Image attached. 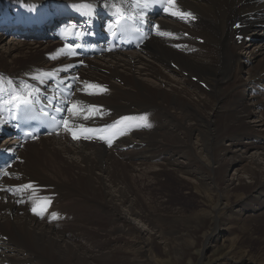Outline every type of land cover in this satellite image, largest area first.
I'll return each mask as SVG.
<instances>
[{"label":"bare ground","instance_id":"1","mask_svg":"<svg viewBox=\"0 0 264 264\" xmlns=\"http://www.w3.org/2000/svg\"><path fill=\"white\" fill-rule=\"evenodd\" d=\"M45 1L0 0V23L35 21L45 13L66 9L54 1L44 7L41 2ZM94 1L107 5L119 0ZM176 4L180 10L192 13L195 19H181L166 11L162 18H157L155 35L140 49L146 56L123 50L88 58L84 66L77 67L78 60L69 56L63 44L49 37L19 43L0 52V83L7 81L1 78L11 76L14 83L22 84L24 79H29V85L37 83L42 87L45 79L42 72L58 71L77 79L73 103L83 108L69 115V136L59 133L43 136L36 140L38 142H27L23 146L19 139L5 138L3 145L25 161L14 165L12 177L7 176L0 189L15 184L31 187L16 194L14 199L12 194L0 190V244L3 248L0 264H97L94 259H108L121 250L132 255L126 258L127 264H138L142 257L158 264L156 244L157 248L163 244L165 251L169 248L168 241L175 239V234L184 228L191 242L188 249L177 250L191 254L196 245L194 241L203 248L209 238L232 231L230 227L236 216L246 212L252 221L264 215V112L259 121L260 129H255L250 125L253 121H249L257 114L256 109H264V44L250 49L251 56L244 62L238 52L244 42L240 35H249L251 29L264 32V0H176ZM22 25L17 28L21 34L26 32ZM47 56H55L56 60L49 62ZM160 64L175 76L163 72ZM172 64H176L177 69L172 68ZM243 67L248 68L246 78L240 75ZM37 76L40 79H36ZM192 78L201 84L194 83ZM243 83L263 96L254 102L241 98L238 90ZM90 84L100 85L103 90L87 87ZM123 114L138 121L146 116L147 120L143 119L140 124L146 125L147 130L135 131L110 147L70 139L73 133L76 139L81 138L94 123L108 122ZM195 132L204 136L210 159L220 167H211L210 173L199 175L197 191L214 189L227 199L234 193L230 200L237 209L222 217L213 213L216 210L213 208L210 213L205 211L204 216L192 215V220L182 224L177 222L182 219L172 218L165 227L166 218L158 215L161 213L144 207L138 197H131V186L126 181L131 176L127 172L139 170L135 165L130 168L138 164L142 175L157 174V177V171L144 168L145 164H157L163 172L170 171L176 176L193 173L189 162L180 158H185L184 153L189 152V142ZM225 139L231 142L228 147L221 146ZM243 139L249 142L243 143ZM124 146L130 149L121 151ZM255 149L262 152L255 156L249 154ZM33 154L43 155L44 161L36 163ZM225 159L230 161L228 166L223 165ZM241 160L251 163L245 168V177L235 173L227 179L230 163ZM15 176L19 179L15 180ZM245 178L250 179V185ZM178 179L185 177L178 175ZM73 180L84 182V189ZM238 188H247L248 193L235 194ZM22 199H25L23 203L17 204ZM42 199H50L47 213L52 206L49 213H57L56 218L48 220L46 214L40 220L29 214L31 200H37L38 204L44 201ZM161 203L164 207L165 203ZM227 206L226 202L224 207ZM100 219L105 220L107 227L99 224ZM138 220L148 227H138ZM84 235L89 236L86 243L81 241ZM123 239L130 241L124 243ZM109 240L115 245L107 247ZM100 244L104 247L101 251L97 250ZM125 246L127 248H123ZM233 247L231 245L228 252L233 253ZM201 250L205 255L206 249ZM9 251H16L17 255H9ZM245 259L243 256L235 262Z\"/></svg>","mask_w":264,"mask_h":264},{"label":"rangeland","instance_id":"2","mask_svg":"<svg viewBox=\"0 0 264 264\" xmlns=\"http://www.w3.org/2000/svg\"><path fill=\"white\" fill-rule=\"evenodd\" d=\"M46 29L47 28H44L45 31H46ZM21 35H22V38L20 37ZM20 36H18L17 34H6L5 32H0V52L5 51L9 47H12L13 45H16L19 43H23V42H30L31 43V42H33V39H31V38H27V39L23 38V36L24 37L26 36V32H24V33L22 32V34L20 33ZM246 36H255L256 40L249 42V41L242 39L244 42L241 43L242 45L239 48L238 52L241 54V56H242L241 58H242L243 62L245 61V59L247 57L250 58V56H251V54L249 53L250 49L254 48L257 45L259 46V44H264V32L260 31L259 33H257L254 31V29H251V31H249V35H246ZM23 40H25V41H23ZM52 41H54V40H52ZM259 47H261V46H259ZM134 52L141 53L140 50H136ZM141 54H144V53H141ZM50 58H52V59H50ZM97 58H100V57H97ZM47 59L49 62H52V61L54 62V60H53L54 58L51 56H47ZM78 61H80V60H78ZM159 68L163 72L166 71L165 73H167L169 75L171 74V77L175 76V75H173V72L169 71V69L168 70L165 69V67H163V65L160 64ZM172 68L177 69L176 64H174V65L172 64ZM168 71L171 73H169ZM247 74H248V68L243 67V70L240 72V75L243 76L244 78H246ZM196 78H194V79L192 78L191 80L194 83L196 82V83L201 84V82H199L198 80H195ZM152 80L154 81L155 79L153 78ZM204 89H206V88H204ZM263 92H264V89H263ZM238 95L241 98H243V97L247 98L248 101H250V102L257 101L260 97L263 96L262 93H260L258 90H254L251 87L247 86L246 83L241 84V86L239 87V90H238ZM194 97H196V96L194 95ZM256 110L258 111V112H256L257 114L252 115L249 118V121H253L250 123V125L254 126L255 129H257V128L260 129V127H259L260 122L259 121H260L261 116H263L262 113L264 112V109L260 108V109H256ZM262 128H264V126H262ZM59 135L63 136L66 134L61 132V133H59ZM245 141L246 140L243 139V143L249 142V140L246 142ZM4 142H5V140H2V143H4ZM36 142H38V141H36ZM230 143H231L230 141L225 139L222 141L221 146L228 147L230 145ZM189 144L191 146L189 152L184 153V156L186 159L180 158V160H187L194 172L193 173L189 172L186 174L185 173H179L178 174L179 176L185 177V179H181V180L178 179V175L176 176V174H174L172 172L170 173V171H168V172L164 171L163 172L162 170H160L161 167L157 164H147V165L145 164V166H144V168H150V169L152 168V170L157 171V173L159 175L157 177H156L157 174L156 175L153 174L152 176L151 175H142L140 173V169L142 167L138 166V164L137 165L133 164L132 166H130V168H132L135 165L134 167L138 168L139 170L127 172V174L130 173L129 176H131L130 178H128V177L126 178V181L129 182V185L131 186V194H132L131 197H138L142 201V204L144 205V207H147V208L150 207L151 210H153V211L156 210L157 213L158 212L161 213L158 215L159 216L161 215L162 218H164V217L166 218L165 227L169 226V223L171 222L172 218L182 219V220H177L178 224H182V223L187 222L189 219L192 220L191 218L193 216L195 217L197 215H201V214L205 213V211L211 212L213 210V208L216 209L215 211H213V213H216L218 216H221L222 214H224L226 216V214L227 213L229 214L231 211H233V209H235V208L237 209V207H235L236 204L234 203V201L230 200V198L232 199L234 197V193L230 194V196L228 198L229 200H228L227 198L221 196L220 193L218 191H215L214 189L204 190V191H200V192L197 191L196 187L198 185L197 179L200 177L199 175H203L205 173L206 174L210 173L209 169L211 167H213L215 169H219L220 167H219V164L217 162L212 161L210 159V157H209L210 154L207 152V150L204 146V136H202L200 133L195 132L193 135V138L191 139ZM260 151L255 149V150H252L249 154H253L255 156L257 154V152L259 153ZM50 155L51 154L48 153V156H50ZM260 157L262 160V154ZM117 158H119V157L117 156ZM32 159H33V161H35L37 163V161L43 162L44 161L43 159H45V158L43 155L33 154ZM24 161H25V159H22L21 163H24ZM229 162H230L229 159H225L223 161V165L228 166ZM249 165H251L249 160H248V162H247V160L246 161L241 160L238 162H231L230 163V169H229L228 174H227V179L232 178L235 173H237L241 177H245V171H246L245 168L248 167ZM126 166H128V165H126ZM170 168H172V167H170ZM67 170H69V168ZM125 174H126V171H125ZM132 175H134V176H132ZM143 176H145V178ZM143 179H145L146 181ZM149 179L152 181H150ZM217 179H218V177H217ZM198 181L200 182V178L198 179ZM148 182H150V183H148ZM151 182H152V185H151ZM245 182L248 185L251 184V181L248 178H245ZM73 183L76 184L77 186L79 185V187L81 189H84V185H85L84 182L75 183V181L73 180ZM138 183H139V185H138ZM142 183L143 184L145 183L144 185H146V186L143 185V188H141ZM81 184H82V187L80 186ZM218 184H220V183H218ZM155 186H157V188ZM139 187H140V189H139ZM158 187H160V188H158ZM114 189L117 190L116 187ZM158 189H159V191H157ZM139 191H140V193H139ZM148 191H150V192H148ZM245 192L248 193L247 188H245V189L238 188V190L236 191L235 194L241 195ZM150 194H151V196H149ZM161 198H164V199H161ZM163 200H165V201H163ZM37 202H38L37 200H31L30 204H31V206L37 205ZM161 202L165 203L164 207H162ZM226 202L228 203V206L224 207V204ZM75 210L76 209L74 208L73 211H75ZM64 213L67 214V212H64ZM50 214H51L50 218H52L53 212H51ZM245 214H246V212H245ZM245 214L241 215V216L238 215L239 217L236 216L234 218V223H233L232 227H230L231 228L230 230H232V231H230L229 233H226V234H221L219 236L217 235L215 238H209L207 240V242L203 245V248L200 247V243H196L194 241V243L196 245L194 247V250H191L192 251L191 254H189L187 252L184 253V252L177 250V248L188 249V244L191 242V239L189 238L188 234L187 235L184 234L186 232L185 228L182 229L181 231H179L177 234H175V236H174V237H176L175 239L171 238L168 241L169 248H166L165 251H164V245L159 244V248H157V244H156L157 242H156L155 243L156 246L154 248L156 250L157 260H159L158 264H258L259 261H264V215L261 216V218H258L256 220L252 219V221H249V216H247L248 213L246 214V216H245ZM224 215H222V217H224ZM203 216H204V214H203ZM202 219L205 221V217H202ZM244 220L247 221L245 223H249V224H245ZM98 222L102 227L103 226L107 227L106 226L107 223L105 222L104 219H100V220H98ZM138 222H139V224H137ZM138 222L135 223V224H137L138 227L144 228V225L146 227H148L147 223L140 222L139 220H138ZM205 223L208 224V220H206ZM205 229H207V227ZM85 235H87V234H85ZM85 235L81 238V241H83L84 243H86V241H88V239H89V236H85ZM128 239H123L122 242H124V243L129 242L130 240L128 241ZM109 241H110V244H108L107 247H112L113 245H115V244L111 243V240H109ZM213 245H215V246H213ZM231 245H234L233 253L228 252L231 249ZM98 246H100L101 248H99ZM98 246H97V250L101 251L104 249L102 244H100ZM216 246H218L217 248L220 247L221 249L220 248H219L220 250L216 249ZM123 248H127V247L125 246ZM128 248H129V246H128ZM201 249H203V250L206 249V251L204 253L205 255L202 254ZM126 250H129V249H126ZM8 254L9 255H17L16 251H9ZM129 254L130 253H126L124 250L116 251L115 255L111 258H108V259H103V257L101 259L96 258L93 260V262H95L97 264H101V263L102 264H127L128 260L126 258L128 256H130V257L132 256ZM124 256H125V258H124ZM243 256L247 260L245 259V260H241L240 262H235V261H238V259H240ZM142 259H143V257L140 259L139 263H142V264H152L153 263V264H155L152 261H147L145 258L143 260ZM253 260L257 261L258 263L253 262Z\"/></svg>","mask_w":264,"mask_h":264},{"label":"snow or ice","instance_id":"3","mask_svg":"<svg viewBox=\"0 0 264 264\" xmlns=\"http://www.w3.org/2000/svg\"><path fill=\"white\" fill-rule=\"evenodd\" d=\"M167 4H168V7L165 10L171 12L172 15L178 16L181 19H191V20L195 19V16L192 13L180 10L176 4V0H167ZM83 7H90V6L83 5ZM113 7L116 8L117 12H120L121 9L118 5L114 4ZM66 47L70 49V48H72V45H67ZM60 51L62 52L63 50H60ZM73 54H75V53H73ZM53 58H55V57H53ZM42 75H51V74L50 73H43ZM36 79H40V76H37ZM9 83H11V82H9ZM25 87L31 88L30 85H26ZM87 87L93 88V89L99 88V89L103 90L102 86H100V85L90 84V85H87ZM32 91H35V90L33 89ZM32 91H26L24 93H17L16 95H13L11 97L9 103H13V102H17V101H20L23 103H28L30 97L32 96ZM73 108H76V105H73ZM85 118H87V117H85ZM123 119H130V118L125 117ZM142 119L147 120V117L146 116L142 117ZM64 123L66 126L68 125V121H64ZM87 131H94V130L88 129ZM73 136H74V138H78L75 133H73ZM101 138L103 139L105 137H101ZM110 142L111 141H109V143ZM26 187H31V185H28ZM50 203H51L50 199H45L42 202V206L39 208L34 207L33 211H36L37 214L43 215L44 211L47 210V205H49ZM52 217L56 218V214L53 213Z\"/></svg>","mask_w":264,"mask_h":264}]
</instances>
